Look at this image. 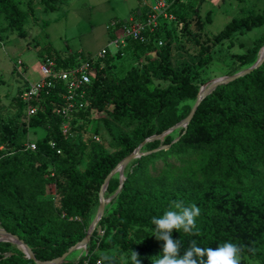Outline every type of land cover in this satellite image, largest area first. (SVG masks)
<instances>
[{
  "label": "trees",
  "instance_id": "1",
  "mask_svg": "<svg viewBox=\"0 0 264 264\" xmlns=\"http://www.w3.org/2000/svg\"><path fill=\"white\" fill-rule=\"evenodd\" d=\"M62 3L38 0L45 12L55 11ZM28 8L33 14V8ZM0 16L18 34H25L26 13L18 0H0ZM243 27H248L247 21L234 20L213 42L220 43ZM161 30L147 44L134 42L126 48L143 56L146 64L129 70L123 79L105 76V68L114 60L111 56L102 60L103 66L94 64L97 72L90 88L94 111L81 112L76 117L82 123L73 122L78 130L87 132L93 118L102 114L117 124L134 126L130 136L116 138L117 154L106 153L91 140L88 144L65 140L61 118L52 112L50 98L42 100L37 117L30 121V129L42 128L45 136L34 141L36 151L25 150L21 133L26 130L18 117L23 113L21 87L15 99L19 115L6 119L0 114V227L24 241L37 261L54 260L85 237L94 191L145 139L160 136L169 127L161 122L153 128L154 121L172 114L178 101L196 96L189 75L171 70L170 45L157 49ZM151 53L154 58L147 56ZM81 57L87 58L82 54L52 58L67 66ZM153 79L169 85L150 90ZM51 141L62 149V155L51 152ZM85 152L87 162L79 170V158ZM141 153L146 154L124 170L125 180L116 197L120 210L111 220L110 237L97 246L90 245L83 259L62 264H83L87 258L93 261L99 259L93 255L96 249L104 252L113 247L135 251L141 264H150V247L132 244L126 227L153 230L152 217L162 216L173 200L201 209L196 221L198 235L172 232V238L181 241V255L192 240L203 248H216L228 241L243 247L241 264L243 260L264 264V63L249 75L216 88L176 138L153 140ZM112 191L110 183L108 192ZM9 245L0 243V249ZM0 264L35 262L12 252L0 254Z\"/></svg>",
  "mask_w": 264,
  "mask_h": 264
},
{
  "label": "rangeland",
  "instance_id": "2",
  "mask_svg": "<svg viewBox=\"0 0 264 264\" xmlns=\"http://www.w3.org/2000/svg\"><path fill=\"white\" fill-rule=\"evenodd\" d=\"M18 1L20 8L26 13L23 21L24 35L18 34L9 26V21L0 16V114L6 119L19 115L15 101L18 88L25 82L32 83L40 78L41 59L65 54L95 56L104 48L114 57L116 50L110 40L109 26L116 21L134 18L137 8H142V3L137 0H63L55 11L45 12L38 0ZM177 2L176 21L162 28L159 40L163 46L170 45L171 70H184L197 94L193 98L178 101L172 114H164L161 121L158 119L151 125L156 128L162 122L169 125L167 130L188 116L203 87L207 89L211 82L219 78L231 77L247 70L257 62L264 48V0ZM29 6L33 8V14L29 12ZM234 20L247 21L248 27L241 28L220 43H214V37ZM148 56L154 58L155 53ZM18 62L22 65L19 66ZM145 64L146 59L140 54L125 51L122 59H112L105 68V76L120 80L129 70L140 69ZM168 85V82L153 79L149 89H163ZM21 127L23 130V126ZM133 128L131 125L117 124L101 114L93 118L89 131L82 132L79 129L75 142L88 144L95 135L99 137L98 146L106 153L115 155L119 151L116 138L120 135L130 136ZM179 130L160 136L159 139L163 141L166 136L174 139ZM44 136V129H30L29 132L21 133V141H35ZM86 162L87 152L80 155L78 169L83 170ZM110 183L113 191L108 192L107 186L105 199L119 193V174L114 175L108 185ZM100 187L94 191L91 220L86 225L88 228L99 211ZM116 197L106 204L104 215L87 246L74 251L67 258L68 261L77 262L83 259L88 254L90 245L97 246L110 237L111 220L120 210ZM88 228L84 230L87 232ZM126 230L132 244L145 243L150 247L148 259L150 264H154V260L162 255L163 241L153 236L152 229L127 226ZM7 243L10 245L0 249L1 255L12 252L23 254L15 244ZM105 253L114 254L117 258L116 264H121L122 258L130 256L129 252H122L119 247L104 252L96 249L93 255L101 259ZM242 262L255 264L246 260Z\"/></svg>",
  "mask_w": 264,
  "mask_h": 264
},
{
  "label": "built area",
  "instance_id": "3",
  "mask_svg": "<svg viewBox=\"0 0 264 264\" xmlns=\"http://www.w3.org/2000/svg\"><path fill=\"white\" fill-rule=\"evenodd\" d=\"M143 3L147 13L144 19L134 20L130 18L127 21H116L109 26L111 43L116 54L112 57L107 48L102 49L95 56L86 55L87 58H76L72 64L67 66L58 65L51 58L41 59L39 74L41 75L35 82H25L21 86L19 100L23 105V113L19 121L26 132L30 130V121L37 117L40 104L43 99L52 100V112L61 118L60 131L67 141L77 140L79 130L73 122L82 123L77 119L81 112L93 110L90 88L96 76L97 69L95 63L100 62L107 56L122 59L125 56V50L131 43L147 44L152 36H155L160 28L166 24H172L176 21L173 11L177 8L178 0H139ZM157 49L162 47V41L156 42ZM72 55V54H71ZM21 66L22 63L18 62ZM18 70V69H17ZM57 100L60 103H55ZM94 111V110H93ZM92 140L99 143V137L93 136ZM23 147L28 151H36L37 145L34 141L25 140ZM48 148L56 155H62L63 151L58 148L56 143L51 141ZM53 177V174H51ZM100 259L93 261L90 258L84 260L83 264H100Z\"/></svg>",
  "mask_w": 264,
  "mask_h": 264
},
{
  "label": "clouds",
  "instance_id": "4",
  "mask_svg": "<svg viewBox=\"0 0 264 264\" xmlns=\"http://www.w3.org/2000/svg\"><path fill=\"white\" fill-rule=\"evenodd\" d=\"M201 209L195 204L185 205L183 200L170 202L169 210L160 217H152L153 236L163 241L162 255L154 264H241L243 247L233 242H224L216 248H203L192 240L189 247L180 254L181 241L172 238L173 230H182L186 234L198 235L196 225ZM114 254L105 253L100 264H116ZM121 264H141L139 254L130 250V256L121 259Z\"/></svg>",
  "mask_w": 264,
  "mask_h": 264
},
{
  "label": "water",
  "instance_id": "5",
  "mask_svg": "<svg viewBox=\"0 0 264 264\" xmlns=\"http://www.w3.org/2000/svg\"><path fill=\"white\" fill-rule=\"evenodd\" d=\"M264 63V48L262 53L260 54L259 59L257 60V62L251 66L250 68H248L247 70H244L242 72H239L238 74L231 76V77H223V78H219L213 82L210 83L209 87L207 89H205V87H203L198 94V98L196 103L194 104L192 110L190 111V113L188 114V116L182 120L181 122H179L178 124H176L175 126H173L172 128H169L168 130H166L165 132H163L160 136L163 135H167L171 132H173L174 130L177 129H186V127L188 126V124L191 122V120L193 119L199 105L201 104V102L207 97L209 96L216 88L222 86V85H226L229 84L235 80L241 79L246 75H249L250 73H252L253 71H255L256 69H258L262 64ZM160 136H152L150 138H147L144 140V142H142L130 155H128L126 158H124L104 179L100 190H99V211L97 213V215L95 216L92 224L90 225V227L88 228L85 237L80 240L78 243H76L75 245H73L72 247H70L66 252H64L60 257L51 260L49 262H40L37 261L34 258V254L31 251V249L29 248V246L22 240H20L19 238H17L16 236L6 232L3 229H0V242H10L12 244H15L20 250H22L23 255L26 259L28 260H32L35 262V264H62L64 262L67 261V258L77 249L79 248H85L87 246V244L89 243V241L91 240V237L93 235V233L95 232L99 222L101 221L103 215H104V210H105V206L108 202L112 201V199H114L118 194H115L114 196H112L109 199H105L104 198V192L106 191V188L108 186L109 181L111 180V178L116 175L119 174L120 176V185H119V190L122 188L123 186V181L125 180V176H124V170L126 168V166L134 159H138L141 156L145 155L146 153H141V149L143 148V146L146 143H149L153 140L159 139Z\"/></svg>",
  "mask_w": 264,
  "mask_h": 264
},
{
  "label": "crops",
  "instance_id": "6",
  "mask_svg": "<svg viewBox=\"0 0 264 264\" xmlns=\"http://www.w3.org/2000/svg\"><path fill=\"white\" fill-rule=\"evenodd\" d=\"M137 1H139V0H137ZM139 2H141V1H139ZM141 7H142L141 10H139L137 8V10L135 11L136 12V16L134 18H132V19H134V20H142V19L145 18L146 13H147V10H146V8L143 7V3H142V6ZM148 55H150V54H148Z\"/></svg>",
  "mask_w": 264,
  "mask_h": 264
}]
</instances>
